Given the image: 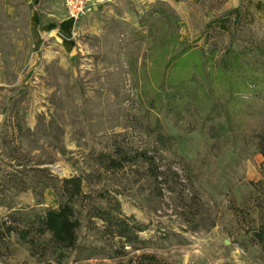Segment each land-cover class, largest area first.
<instances>
[{
	"label": "rangeland",
	"instance_id": "rangeland-1",
	"mask_svg": "<svg viewBox=\"0 0 264 264\" xmlns=\"http://www.w3.org/2000/svg\"><path fill=\"white\" fill-rule=\"evenodd\" d=\"M262 12L261 0H104L73 21L64 0H0V264H100L122 242L107 213L140 229L125 259L264 264L259 139L207 120L196 88L203 61L213 78L226 48L264 41ZM74 175L78 247L6 230V203L56 207Z\"/></svg>",
	"mask_w": 264,
	"mask_h": 264
},
{
	"label": "trees",
	"instance_id": "trees-1",
	"mask_svg": "<svg viewBox=\"0 0 264 264\" xmlns=\"http://www.w3.org/2000/svg\"><path fill=\"white\" fill-rule=\"evenodd\" d=\"M192 50L193 45L186 44L177 54L171 56L167 66L175 64ZM250 57H254L253 61L249 60ZM251 62L254 65H251ZM256 67L261 69L260 73L254 71ZM207 68H209L207 62L203 61L201 75L205 80L198 82L196 87L199 97L197 104L203 108L205 118L208 120L223 117L227 127L234 132H237L240 126L251 125L249 133L258 137L259 150L264 157V41L261 40V44L251 50L234 49L232 46L226 48L213 78L209 77L210 72ZM81 184L82 177L79 175L63 179L62 187L67 195V201L56 207L38 208L42 201H37V206L32 208H15L6 203L11 209L4 219L6 230L17 231L21 238H26L31 230L38 234L49 232L50 239L56 246L78 247V229L81 226V220L70 200L81 192ZM261 184L264 189V179L261 180ZM24 189L26 187L22 190ZM104 219L107 221V226L115 228L114 233L122 242L120 246L111 247L112 250L101 257L100 264H170L161 260L156 252H142L125 259L132 250L142 248L138 245L143 242L138 234L140 230L138 225L131 223L132 217L111 213H107ZM19 223H23L26 227H18ZM254 236L264 252V222L255 229Z\"/></svg>",
	"mask_w": 264,
	"mask_h": 264
},
{
	"label": "built area",
	"instance_id": "built-area-1",
	"mask_svg": "<svg viewBox=\"0 0 264 264\" xmlns=\"http://www.w3.org/2000/svg\"><path fill=\"white\" fill-rule=\"evenodd\" d=\"M104 0H64V7L68 18L73 21L82 15L96 10Z\"/></svg>",
	"mask_w": 264,
	"mask_h": 264
},
{
	"label": "crops",
	"instance_id": "crops-1",
	"mask_svg": "<svg viewBox=\"0 0 264 264\" xmlns=\"http://www.w3.org/2000/svg\"><path fill=\"white\" fill-rule=\"evenodd\" d=\"M261 10H264V0H261ZM9 16L11 17L12 14L9 13ZM33 16H35V17L31 18L30 22H31V24H33V26H36L38 24L39 18L37 17L38 15H36V14ZM262 16L264 17V13L262 14Z\"/></svg>",
	"mask_w": 264,
	"mask_h": 264
},
{
	"label": "bare ground",
	"instance_id": "bare-ground-1",
	"mask_svg": "<svg viewBox=\"0 0 264 264\" xmlns=\"http://www.w3.org/2000/svg\"><path fill=\"white\" fill-rule=\"evenodd\" d=\"M67 24H65V26H66Z\"/></svg>",
	"mask_w": 264,
	"mask_h": 264
}]
</instances>
